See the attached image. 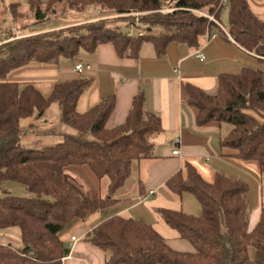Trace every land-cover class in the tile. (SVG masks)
Returning <instances> with one entry per match:
<instances>
[{
  "label": "trees",
  "instance_id": "16d2710c",
  "mask_svg": "<svg viewBox=\"0 0 264 264\" xmlns=\"http://www.w3.org/2000/svg\"><path fill=\"white\" fill-rule=\"evenodd\" d=\"M60 3L28 0L24 11L21 3L13 2L8 10L15 22L34 16L38 24L51 19ZM62 4L61 15L97 8L102 16L0 44V191L6 183L16 182L33 194L0 197V232L19 228L21 233V247L0 243V264H63L71 247L61 240L62 233L90 213L82 186L66 170L88 166L99 180L108 181L101 200L104 209L117 201L114 196L132 176L134 163L155 157L153 140L163 130L160 116L147 110L142 92L135 96L125 122L108 128L116 107L114 96L86 113L77 109L92 78L58 81L48 96L33 84L7 80L12 72L30 65L68 60L76 66L82 54L93 55L102 45L113 46L120 58L134 60L145 44L154 46L158 58L167 55L172 43L197 49L217 28L227 7L228 34L258 57L262 69L219 75L214 95L187 84L189 105L199 112V127L212 122L231 125L222 147L233 149L243 160L256 161L264 178V20L247 0H66ZM118 22L137 32H124ZM141 26L145 31H139ZM55 104L61 111L60 123L77 134H61L60 142L41 149L23 147L22 122L42 120ZM166 185L178 196L192 194L202 206L201 216L160 211L165 223L195 251H175L153 226L114 216L86 237L107 255L106 264H264V207L250 230L248 184L221 173L208 183L186 163Z\"/></svg>",
  "mask_w": 264,
  "mask_h": 264
},
{
  "label": "crops",
  "instance_id": "0c3cea01",
  "mask_svg": "<svg viewBox=\"0 0 264 264\" xmlns=\"http://www.w3.org/2000/svg\"><path fill=\"white\" fill-rule=\"evenodd\" d=\"M247 1L252 11L264 20V0ZM90 19L74 24L81 25ZM227 27L217 22V28L210 34L215 37L202 39L197 49L172 43L164 58L157 57L151 44L142 47L137 60L120 58L113 46L102 45L93 55L80 56L81 63L91 67L83 74L75 72L71 61H62L59 65L34 64L9 74V82L33 84L45 96L51 93L58 81L92 78L93 83L78 101L77 109L80 113H86L102 99L114 96L116 107L108 128L125 122L135 96L141 92L145 95L147 110L159 115L162 121V133L153 140L155 157L134 163L132 176L115 194L117 201L112 205L101 208V200L107 192V180H99L88 166L66 170L82 186L89 201L90 213L85 221L74 222L62 233L61 240L67 245H70L73 237L77 238L71 247L70 256L63 260V264H106L107 255L93 247L86 237L102 221L114 216L151 225L173 250L193 253L195 250L192 245L182 240L160 214L161 210H172L193 216L202 215V206L195 196L190 193L178 196L166 185L175 173L185 169L186 163L195 167L208 183H213L215 175L221 173L248 184L249 229L255 228L264 207V178L260 166L256 161L237 157L233 149L222 147L223 140L232 131L231 125L218 122L203 127L197 125L199 112L189 105L186 89L187 84H192L214 95L219 75H238L244 69H262L258 57L241 48L230 37ZM41 32L24 31L23 35L12 36L1 43ZM200 50L205 54V61H200L196 56ZM44 118L32 126L39 128L41 123L44 127L41 132L56 135L58 124ZM61 130L64 132L62 134H77L66 127ZM178 139L181 140L178 147L180 155L175 156L172 144ZM7 231L0 232L1 244L21 243V233L18 235Z\"/></svg>",
  "mask_w": 264,
  "mask_h": 264
},
{
  "label": "rangeland",
  "instance_id": "374dc122",
  "mask_svg": "<svg viewBox=\"0 0 264 264\" xmlns=\"http://www.w3.org/2000/svg\"><path fill=\"white\" fill-rule=\"evenodd\" d=\"M48 1V0H43ZM66 0H61V3L56 7L55 15H52V18L42 22L35 24V18L34 16L30 17L29 19L21 20L19 22H15L8 10L9 5L13 2H19L23 6V10L25 11L28 6V0H3L2 6L0 7V43L9 39L12 36L16 35H23L22 33L25 32H37V31H43L41 33H47L50 31L55 30H61L66 29L72 26H76L78 24V21H84V19H90L89 22H94L100 20V17L102 16L100 14V11L97 8H90L85 13H76L72 12L68 15H61L62 8L64 5L62 3H65ZM228 8L224 7L221 13L220 23L224 26H228ZM86 22V23H89ZM118 24L121 26L122 30L124 32L130 33H136L137 31L135 29H129L124 23L118 22ZM67 25L62 28H54ZM54 28L52 30L44 31L46 29ZM140 32L145 31L144 26H141L139 29ZM64 63H68L70 61L64 60ZM248 113L252 116H255L256 118H260L259 115L256 112L248 111ZM60 117H61V111L59 109V106L57 104L53 105L48 112L46 113L45 120L48 119L54 124H58L59 130L56 132L57 134H45L41 132V129L44 130V127L41 126V123H39L40 127H34L32 126L33 123H36L35 119H26L22 122V126L24 128V134L22 135L21 145L26 148L31 149H41L46 146L55 145L58 142L62 140V133H64L61 128L63 126L60 123ZM67 128V127H66ZM69 129V128H68ZM70 130V129H69ZM72 132H75L72 130ZM6 193H11L14 196L17 197H24V198H30L33 197V194L30 193L26 187L23 185L16 183V182H8L4 185L3 190L0 191V197L6 196ZM152 194V193H151ZM7 232H10L11 234L17 233L20 234L19 228H11L8 229ZM15 247H21V243H15Z\"/></svg>",
  "mask_w": 264,
  "mask_h": 264
},
{
  "label": "built area",
  "instance_id": "2783aa9c",
  "mask_svg": "<svg viewBox=\"0 0 264 264\" xmlns=\"http://www.w3.org/2000/svg\"><path fill=\"white\" fill-rule=\"evenodd\" d=\"M213 20V19H212ZM215 36H211L210 34L207 35V39H213ZM197 58L200 60V61H205L206 57H205V54L200 50L197 52L196 54ZM91 67L90 66H84L82 63L78 64L75 66V72L79 73V74H83L86 70H90ZM181 144V140L178 139L176 140L175 142H173L172 146L174 147V150H173V154L175 156H178L180 155V150H179V145ZM153 194V193H152ZM77 241V238L76 237H73L71 239V242H70V247H72L74 245V243Z\"/></svg>",
  "mask_w": 264,
  "mask_h": 264
}]
</instances>
